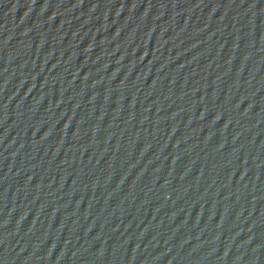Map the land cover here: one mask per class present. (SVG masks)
Wrapping results in <instances>:
<instances>
[{
  "label": "water",
  "instance_id": "1",
  "mask_svg": "<svg viewBox=\"0 0 264 264\" xmlns=\"http://www.w3.org/2000/svg\"><path fill=\"white\" fill-rule=\"evenodd\" d=\"M0 264H264V0H0Z\"/></svg>",
  "mask_w": 264,
  "mask_h": 264
}]
</instances>
